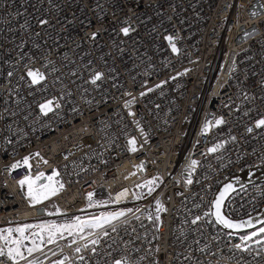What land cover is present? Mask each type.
Masks as SVG:
<instances>
[{"label": "built area", "instance_id": "1", "mask_svg": "<svg viewBox=\"0 0 264 264\" xmlns=\"http://www.w3.org/2000/svg\"><path fill=\"white\" fill-rule=\"evenodd\" d=\"M95 1L0 0V233L46 220L51 205L56 218L124 212L40 264H264V233L241 239L261 226L231 234L210 216L225 181L264 166V0H118L146 11L132 25L99 17ZM53 171L63 189L29 205L18 182ZM263 207L260 183L224 211Z\"/></svg>", "mask_w": 264, "mask_h": 264}, {"label": "snow or ice", "instance_id": "2", "mask_svg": "<svg viewBox=\"0 0 264 264\" xmlns=\"http://www.w3.org/2000/svg\"><path fill=\"white\" fill-rule=\"evenodd\" d=\"M41 23H45L44 21H42ZM122 32L127 35L129 32L128 28H123ZM95 35V34H93ZM165 39H167L170 43L172 42V37H166ZM172 49L173 51H177L176 47L174 44H172ZM11 75V73H10ZM28 75L30 77H32V82L38 83L40 80L44 79V76L42 73L40 72H33V71H29ZM101 78V74L97 73L96 76L92 79V83H95L97 80H99ZM143 95V94H142ZM51 104L52 101H48L45 104H41L40 105V109L42 112H48L51 111ZM223 123L222 120H217L216 124H221ZM261 126H264V119L258 120L256 122V127L259 128ZM206 131V129H205ZM249 132L252 131L251 128L248 129ZM134 141L130 140L129 144L130 145H134ZM223 145H217L214 148L209 149L210 152H215L218 148L222 147ZM132 151H135V148L133 147L131 149ZM28 157H25L23 160V164L24 165H28ZM196 161L193 160L192 161V165L195 166L196 165ZM20 166V162H17L15 164H13L11 167L12 168H16ZM43 173H40L37 177L36 180H40V178L43 176ZM56 175H58V173H56L55 171H53L51 176L47 177V180L50 182L47 185H44L38 189H33V184L35 183V181H32L30 177H25L24 179L20 180L18 183L23 186L26 183L28 184V197L30 199V203L35 204V203H39L41 202V200L43 199H48L49 196L51 195H56L58 193V191L63 189V184L59 183L58 181H53V177H55ZM153 183V181H149L148 184L151 185ZM187 183H192L191 179L187 180ZM231 188V185H227L225 187V190L222 191L220 193V196L216 199V201L214 202V207L216 209V211L213 213L216 217V222L219 224L224 225L227 228L230 229H239V228H243L246 227L248 225L251 224V221H244V222H239V223H233L230 219L225 218L220 211L221 208V204L223 203V199L227 193V191ZM153 191L152 187L148 188V192L149 194H151V192ZM91 193L88 194L89 199H91ZM157 205L159 207V202H157ZM128 211H131V209H129ZM125 213L124 212H117V213H108L106 214V216L101 217L98 220H93L91 222L89 221H85L83 223H73L70 225H60V226H56V225H36L35 227H38L42 230H47V243L51 244L54 243L55 240L57 238H63V231L62 230H67L68 231V235H73L74 233L76 235H79L80 233H82L84 231L85 228H101L103 227L104 223H110L111 220L114 219H118L121 216H124ZM79 219V218H77ZM201 219L200 217H196L192 223H196L197 220ZM33 227L32 225H25L24 227H18L16 229H7V233L8 236L11 235V233L13 231L20 233L21 234V240L22 239H27V237H24L23 233L27 228ZM113 231H115V228H113ZM259 233H264V227L259 228L258 232H253L251 233V235L249 236H244L241 237L242 241H248L251 240L252 237L257 236ZM105 235H107V233H105ZM8 236H4L3 233H0V239H4L8 242V244L14 245V246H8L7 247V251H5L4 247H0V257H7L8 260L12 261V264H18V259H25L24 254L22 251H20V247H21V240H9ZM34 237H38L40 239V241L43 243L44 241V236L41 233H34L33 234ZM81 239H83V237L81 236ZM74 242V241H73ZM90 243L95 244L98 243L97 240H92L90 241ZM34 246L31 248L27 249V252L29 255H31L34 251H40V247L39 245L35 244V241L33 242ZM85 247H87V244L84 245ZM236 248H241L242 245L241 244H237L235 245ZM76 252L80 251V248H76L75 249ZM0 264H3V261H0ZM29 264H37L36 261H29ZM58 264H62V262H58ZM115 264H121V261L117 260L115 262ZM125 264H127V262H125Z\"/></svg>", "mask_w": 264, "mask_h": 264}, {"label": "rangeland", "instance_id": "3", "mask_svg": "<svg viewBox=\"0 0 264 264\" xmlns=\"http://www.w3.org/2000/svg\"><path fill=\"white\" fill-rule=\"evenodd\" d=\"M43 113H45V112H43ZM26 177H30V175H27ZM31 180H32V178H31ZM32 181H35V183L33 184L34 190L50 183L48 180H44V178H40V180H38V181L36 179L32 180ZM53 181H58L56 176L53 177ZM18 185H19V188L22 191L26 201L28 202L29 205H32V206L40 204L46 200H49V199H51L52 196H54V195H51L48 197V199H43L39 203L32 204V203H30V199L27 195L28 194V184L26 183L23 186H21L20 184H18ZM99 203L100 202H98V200L95 202H92L93 205H97ZM47 212H48L49 218L45 221H39V222H36L34 224H24V225L16 226L15 228H13V229H16L18 227L22 228L25 225H32L33 227L27 228L23 233L24 237H27V239L21 240V234L15 232V231H13L10 236H8V233L6 231L7 229L2 231L4 236H8L9 240H21L20 251L23 252L25 259H18V263H21L23 261H27V263H25V264H29V260L32 259L31 261H36L37 264H40V262L42 261L43 255L41 257H37V255L43 253L49 246L53 245L54 243H56L58 241H70L73 239L81 238V236L82 237L85 236L90 230H92L91 228H85L84 231L82 233H80L79 235H76L74 233L71 236L68 235L67 230H62L63 231V238L62 239L57 238L54 243L49 244L46 242L47 241V230H42L38 227H35L36 225H56L58 227L60 225H70L73 223H82L84 220H87V218L85 216H69V217H58V218H56L57 216L55 214V210H54L53 205L47 207ZM77 218H79V219H77ZM261 227H264V225ZM34 233H41L44 236L45 242L42 243L38 237H34L33 236ZM260 239L264 240V236ZM34 241H35L36 245H39L41 250L40 251H34L31 255H29L27 252V249L34 246V244H33ZM4 242H5V251H7L8 246H14V245L8 244V242L6 240H4ZM50 264H55V261L51 262Z\"/></svg>", "mask_w": 264, "mask_h": 264}, {"label": "water", "instance_id": "4", "mask_svg": "<svg viewBox=\"0 0 264 264\" xmlns=\"http://www.w3.org/2000/svg\"><path fill=\"white\" fill-rule=\"evenodd\" d=\"M260 183H264V166H260V167L255 168V169L246 170V171L242 172L241 174L234 176V177L228 179L227 181H225L215 192L213 200H212V204H211L210 216H211V220H212L214 226L217 229H219L220 231H223L226 233L243 234V233H247L249 231H252V230L264 225V207L261 208L260 210L256 211L252 215L247 216V217L242 218V219H238V220H233V219L229 218L225 214V211H224L225 203L230 196H232L237 191L243 189L244 187L256 185V184H260ZM227 185H231V188L227 191V193L223 199V203L221 204V208H220L221 214L225 218L230 219L233 223L251 221L250 225L243 227V228H239V229H230V228H227L224 225L216 222V217L213 214L216 211V209L214 207V202L220 196V193L225 190V187ZM104 216H106V214L100 216L99 218L93 219V220H98ZM93 220H85V221L91 222ZM115 220L116 219L111 220L110 223L115 221ZM85 221H83V222H85ZM106 224H109V223H104L103 226ZM94 229H98V228H94Z\"/></svg>", "mask_w": 264, "mask_h": 264}, {"label": "bare ground", "instance_id": "5", "mask_svg": "<svg viewBox=\"0 0 264 264\" xmlns=\"http://www.w3.org/2000/svg\"><path fill=\"white\" fill-rule=\"evenodd\" d=\"M93 4H94V7L96 9V14L99 17H103V16L106 15V16H108L110 18H117L118 16H122L124 23H126L127 25H132L131 20L134 17H138L140 15L146 14V11L145 10H141L139 8V6L137 4H135V3L132 4L131 7L129 8V10H127L126 12H123L120 9V4L121 3L118 0H114V1H111V0H97ZM28 175H30V174H28ZM31 178H32V180L36 179V178H33V177H31ZM47 216H48V212H47ZM43 221H45V220H43ZM109 224H106L103 227L96 229V231H99V230L107 227Z\"/></svg>", "mask_w": 264, "mask_h": 264}]
</instances>
